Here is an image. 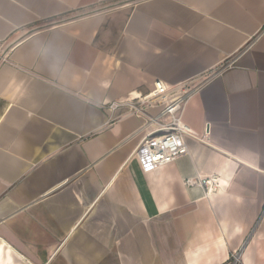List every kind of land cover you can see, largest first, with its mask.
I'll list each match as a JSON object with an SVG mask.
<instances>
[{
    "label": "crops",
    "instance_id": "0c3cea01",
    "mask_svg": "<svg viewBox=\"0 0 264 264\" xmlns=\"http://www.w3.org/2000/svg\"><path fill=\"white\" fill-rule=\"evenodd\" d=\"M0 41V264H264V0H0ZM155 80L198 137L148 170L109 105Z\"/></svg>",
    "mask_w": 264,
    "mask_h": 264
},
{
    "label": "built area",
    "instance_id": "2783aa9c",
    "mask_svg": "<svg viewBox=\"0 0 264 264\" xmlns=\"http://www.w3.org/2000/svg\"><path fill=\"white\" fill-rule=\"evenodd\" d=\"M7 49V43L0 41V59L7 57ZM195 89L196 85L190 80L175 85L155 80L147 92L131 94L125 100L110 103L111 110L124 107L130 114L143 119L142 125L146 131L134 150L143 169L150 170L170 164L188 153L187 139L198 136L183 123L181 117L186 101ZM186 183L204 185L209 192L215 177L197 180L189 178ZM238 261L239 256L233 254L226 264H237Z\"/></svg>",
    "mask_w": 264,
    "mask_h": 264
},
{
    "label": "rangeland",
    "instance_id": "374dc122",
    "mask_svg": "<svg viewBox=\"0 0 264 264\" xmlns=\"http://www.w3.org/2000/svg\"><path fill=\"white\" fill-rule=\"evenodd\" d=\"M9 45V43H7V46Z\"/></svg>",
    "mask_w": 264,
    "mask_h": 264
},
{
    "label": "bare ground",
    "instance_id": "6f19581e",
    "mask_svg": "<svg viewBox=\"0 0 264 264\" xmlns=\"http://www.w3.org/2000/svg\"><path fill=\"white\" fill-rule=\"evenodd\" d=\"M1 247V246H0Z\"/></svg>",
    "mask_w": 264,
    "mask_h": 264
},
{
    "label": "trees",
    "instance_id": "16d2710c",
    "mask_svg": "<svg viewBox=\"0 0 264 264\" xmlns=\"http://www.w3.org/2000/svg\"><path fill=\"white\" fill-rule=\"evenodd\" d=\"M226 264V263H225Z\"/></svg>",
    "mask_w": 264,
    "mask_h": 264
}]
</instances>
